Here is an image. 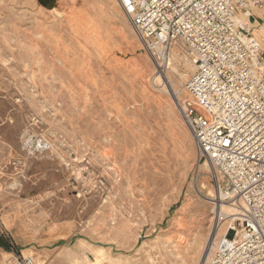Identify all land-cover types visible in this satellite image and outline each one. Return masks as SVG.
Masks as SVG:
<instances>
[{"label": "rangeland", "instance_id": "rangeland-1", "mask_svg": "<svg viewBox=\"0 0 264 264\" xmlns=\"http://www.w3.org/2000/svg\"><path fill=\"white\" fill-rule=\"evenodd\" d=\"M42 1L0 0V264H206L219 197L177 107L195 65L175 46L160 77L117 0ZM249 24L264 44V10Z\"/></svg>", "mask_w": 264, "mask_h": 264}, {"label": "built area", "instance_id": "built-area-1", "mask_svg": "<svg viewBox=\"0 0 264 264\" xmlns=\"http://www.w3.org/2000/svg\"><path fill=\"white\" fill-rule=\"evenodd\" d=\"M117 1L158 69H168L175 46L195 65L177 107L216 195L226 197L214 204L210 264H264V44L238 24L251 23L264 0ZM51 147L23 141L28 157Z\"/></svg>", "mask_w": 264, "mask_h": 264}, {"label": "bare ground", "instance_id": "bare-ground-1", "mask_svg": "<svg viewBox=\"0 0 264 264\" xmlns=\"http://www.w3.org/2000/svg\"><path fill=\"white\" fill-rule=\"evenodd\" d=\"M243 24L246 28H250V24H249V22H248V20H239L238 21V24ZM241 24V25H242ZM262 31H259V30H257V33H261ZM171 61H172V59H171ZM168 68H171V64H170V66L168 67ZM167 70V69H166ZM166 70L165 71H161L160 69H158V75L160 76V77H164L166 74ZM183 84V83H182ZM196 190L198 191V193L200 194V196H202L203 197V195H202V191H201V188H199V186H198V182H196ZM205 187V185H203L202 186V188H204ZM206 199H208V201H210V202H212V204H215V200H217V202H218V204H219V202L221 203V205H223V201H226V197L225 196H221V198L219 199V198H217V199H214V198H207L206 197ZM224 210H225V208H224ZM215 244H216V237H215V239H214V242H212V244H211V246H208L207 248L209 249V254H208V261L207 262H209V260H210V258H211V255L213 254V251H214V249H215ZM207 262H206V264H207Z\"/></svg>", "mask_w": 264, "mask_h": 264}, {"label": "water", "instance_id": "water-1", "mask_svg": "<svg viewBox=\"0 0 264 264\" xmlns=\"http://www.w3.org/2000/svg\"><path fill=\"white\" fill-rule=\"evenodd\" d=\"M42 4L47 8V9H52L54 4H55V0H51V1H47L44 0L42 1Z\"/></svg>", "mask_w": 264, "mask_h": 264}, {"label": "trees", "instance_id": "trees-1", "mask_svg": "<svg viewBox=\"0 0 264 264\" xmlns=\"http://www.w3.org/2000/svg\"><path fill=\"white\" fill-rule=\"evenodd\" d=\"M0 247L4 248L6 251L9 250L8 245L6 244V242L2 238H0Z\"/></svg>", "mask_w": 264, "mask_h": 264}]
</instances>
